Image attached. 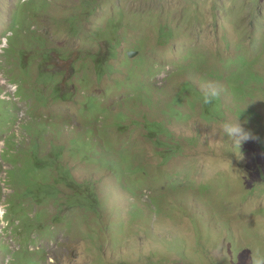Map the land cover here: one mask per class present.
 Returning a JSON list of instances; mask_svg holds the SVG:
<instances>
[{
  "label": "rangeland",
  "instance_id": "obj_1",
  "mask_svg": "<svg viewBox=\"0 0 264 264\" xmlns=\"http://www.w3.org/2000/svg\"><path fill=\"white\" fill-rule=\"evenodd\" d=\"M115 51L96 72L90 56ZM130 51L140 54L128 70ZM137 66L142 91H117ZM254 75L264 81V0H0V264H264V82L249 86ZM209 83L222 89L215 119L201 103ZM98 97L108 115L85 119ZM123 113L129 131L116 127ZM229 117L249 133L237 152L212 126ZM95 130L113 151L129 144L147 176L122 180L128 153L106 169L86 161L84 143L70 152ZM35 159L90 184L97 214L64 185L47 200L56 188L29 180Z\"/></svg>",
  "mask_w": 264,
  "mask_h": 264
},
{
  "label": "trees",
  "instance_id": "obj_2",
  "mask_svg": "<svg viewBox=\"0 0 264 264\" xmlns=\"http://www.w3.org/2000/svg\"><path fill=\"white\" fill-rule=\"evenodd\" d=\"M167 29H168V26L167 27L164 26V27L160 28L161 35L165 34L167 32ZM117 33H118V31L114 32V34H116V35H117ZM112 40L113 39H107V41H105V43L109 44L110 47H111V45H112L111 41ZM121 46H119V47H121ZM119 47H117V49ZM113 55L108 60L106 58H104V57H96V56H95V58L90 56L89 60L93 62L94 70L97 72L99 66L107 65V64H109L110 60L116 59V56H117L116 51H115V53H113ZM132 62L133 61L128 57V59L122 61L123 66L121 65V67H125V68H127L129 70L130 67L132 66ZM116 73H117V70H114V71H111V74L107 75V76L99 75V73H96V75L99 76L98 80L100 82H102L107 77H111V75L116 74ZM133 73H134V75H128V72H127V76L125 77L126 82L121 83L119 86H117L115 84V89L117 91L121 92L122 90H124V89H126L127 87L130 86L129 88L131 89V91L135 90L136 92H141L142 90L137 84H139L140 82L144 83V81H141V80H142L144 75L147 77L146 68L137 66V67H135L133 69ZM254 76H255V78H254L253 81L249 82V86L251 84H253V83L262 84L264 82L262 79H259L258 76H256V75H254ZM48 81L49 82L50 81L55 82L54 78H51ZM89 82H90V79L88 78L87 81H86V84L84 85V88L89 84ZM60 83H61V81H59V85L57 84L55 86V88H54V94L53 95L56 96L55 99H57V100H60V99L62 100V99L65 98V95L60 90ZM144 85H145V83H144ZM190 87H191V89H194L192 87V85H190ZM80 88H82V87L80 86ZM245 89H247V87H245L242 90L244 91ZM59 91H60V95H59ZM131 91H128L127 93H129ZM127 93H124V94H127ZM232 93H233L234 96H236V95L241 96L240 94H242L241 90H238L237 93L236 92H232ZM87 97H89V96L87 95ZM101 102H103V101L100 99V97L96 98V100L91 99L86 104V107L84 109L80 110L81 115L85 119L87 118L88 114L90 116L95 115V114L98 115V116L101 115V117H102V114L108 115L107 111L103 112V111L100 110ZM201 103H202V101H201ZM202 105H203V108H204L205 116H208V115L209 116H213L212 119H215V118H217V116H221L222 115L223 106L222 105H218L217 98L211 104L204 105L202 103ZM91 111H93V112H91ZM110 113H112V112H110ZM243 113H239V117L240 116H244L246 114L245 112H243ZM123 114L124 115H120L119 117H117L118 125L116 124V127L119 128V129H123V130L129 131L131 129L130 127L126 128V127L123 126L126 123V121L128 120V117L126 116V114L125 113H123ZM90 119H92V117H90ZM208 119L212 120L210 118H208ZM38 132H39V134H42V133H45V132H50V130L46 129V130L41 131L39 129ZM97 133L98 132L95 130L91 134V139L90 140H88L87 136L84 133H82L84 135V138L82 139V138L79 137V138L74 139L73 143H72L73 144V148L70 149V152L72 154H74L75 156L79 157V152H77L76 147L79 146L81 143H84V145L86 146L85 152L88 154V155L86 154L87 155L86 161H93L94 159L98 160V162L100 164H102L106 169H107L106 163L108 162V159L113 156V154L128 153L130 155V158H129V156L125 155V156H123L122 160L124 161L125 164H128V162L131 161L132 165L130 167L127 166V169H126L125 173L122 176V180L123 181L126 180L127 177L131 176V175L142 174V176H147V173L145 172V170H144L142 165H135V163H134L135 154L132 151L127 150V147H129V144H122L123 147L121 149V152L113 151L114 150L113 149L114 146H112V144H110L108 142L109 140H105L100 134H99L100 135L99 138H97ZM156 134L157 133H153L151 135H156ZM58 151L59 150L52 149L51 152L48 153L47 155L49 156L50 159H61L63 154H61ZM90 155H94V157H92ZM84 157L85 156L83 155V157L81 159H83ZM170 158H171V156L166 158V161H169ZM18 164L19 163H15L14 166H17ZM28 165L32 166V168L35 170L34 174H37V176H38L36 181L31 180L35 176L33 174L29 178V180L31 182H33L35 185H39V186H42V185H45V184H52L56 188V194L54 196H49V195L45 196L47 200L52 199V198L57 199L58 195L61 193L60 186L64 185V186H66V187H68V188H70L71 190L74 191V195H77L78 200L80 202H82V204H83L82 206H84L87 209H89V211H94L97 214V209H100L102 207V204L100 203L101 199L97 196L95 190L91 188L90 184H88L87 188H85L83 186V184H79L74 179L73 174H72V169H70L69 167H67L65 169L66 171L59 172L58 175L56 176V175L51 173L52 169H54V166H55L54 164H52V165H50L48 167H45L43 161H41L39 159H35V161H29ZM44 172H48L49 176L47 177ZM41 176H42V179L40 178ZM81 189L83 190V196L82 197H81V193H80ZM203 192H204V190H203ZM132 193H134V192H132ZM135 195H137V193H135ZM35 197L38 199L39 202L41 201V197L40 196H35ZM86 200H87L86 205H84V201H86ZM69 202H72V201H69ZM154 204H155V202H152V206L155 209L157 207ZM70 205H73V203H71Z\"/></svg>",
  "mask_w": 264,
  "mask_h": 264
},
{
  "label": "clouds",
  "instance_id": "obj_3",
  "mask_svg": "<svg viewBox=\"0 0 264 264\" xmlns=\"http://www.w3.org/2000/svg\"><path fill=\"white\" fill-rule=\"evenodd\" d=\"M3 44L5 45L4 39H3ZM2 46L3 45H1V47ZM4 50H5V47H2V52ZM130 52H133V51H130ZM139 54L140 52H138V56ZM134 59H131V60H134ZM221 91H222L221 87L217 84H212V83L206 84L201 90L202 103L204 105L211 104L220 95ZM212 126H213L214 131H218L222 137L226 138L223 140V142H226L227 147L230 149L229 152H237L241 143L249 139V133L246 132L240 126L237 117H229V118L223 119L219 121L216 125H212ZM19 163H21V161H19ZM27 164H29V162Z\"/></svg>",
  "mask_w": 264,
  "mask_h": 264
},
{
  "label": "water",
  "instance_id": "obj_4",
  "mask_svg": "<svg viewBox=\"0 0 264 264\" xmlns=\"http://www.w3.org/2000/svg\"><path fill=\"white\" fill-rule=\"evenodd\" d=\"M129 58L134 59L138 56V52H129Z\"/></svg>",
  "mask_w": 264,
  "mask_h": 264
}]
</instances>
